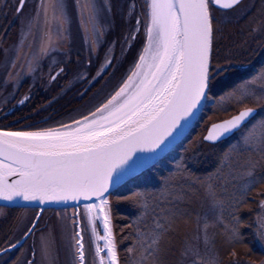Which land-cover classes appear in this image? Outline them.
Returning <instances> with one entry per match:
<instances>
[{
    "label": "snow or ice",
    "instance_id": "1",
    "mask_svg": "<svg viewBox=\"0 0 264 264\" xmlns=\"http://www.w3.org/2000/svg\"><path fill=\"white\" fill-rule=\"evenodd\" d=\"M10 15L20 27L10 42L0 26V218L25 213L0 233V264H223L217 242L233 256L247 247L241 213L253 207L264 246V62L241 59L264 49V0H0ZM229 26L243 38L224 52ZM69 75L81 100L100 85L94 103L54 124L10 119L38 84ZM209 107L224 118L200 143L235 142L201 175L206 153L190 137ZM201 194L211 217L195 211Z\"/></svg>",
    "mask_w": 264,
    "mask_h": 264
},
{
    "label": "trees",
    "instance_id": "2",
    "mask_svg": "<svg viewBox=\"0 0 264 264\" xmlns=\"http://www.w3.org/2000/svg\"><path fill=\"white\" fill-rule=\"evenodd\" d=\"M17 25H18L17 23H14V19L11 15L8 17L0 16V26L7 27L9 29L8 34H9L10 39H12L15 36L14 32H16ZM245 58L248 60L247 57ZM76 91L77 89L74 88V91L72 90V92L68 93L69 95L67 94L64 99L56 102L54 105H52L47 110L40 109L41 107L45 106L44 100L46 99L45 98L46 95L40 92L38 95H36V97L32 98L31 102H29L28 104H26L25 106L21 108H16L15 116H10V119L15 120L17 117L24 116L27 118V122L35 123V122H41L42 120L47 118L49 119L48 121L50 124H54L56 121L67 119L70 114L78 115L79 111L82 110L85 105L89 104L90 96L88 95L86 99L81 100L78 98ZM71 96L72 98H70ZM34 108L36 109V111H33ZM213 111L214 110L211 107L208 108L207 110L208 115L205 116L204 120H202L195 127L194 131L191 134L190 139H197V137L205 135L212 121L219 120V118L223 117L222 115H213ZM208 116H212V120H209ZM21 123H24V121H21ZM230 143H234V140L227 141L215 147L208 145V148L213 150V152L211 154L201 157V159L204 161V164L202 165V167L198 169V173L201 175H204V174H207V172L210 169L215 170L214 165L217 163V158L223 154L222 152H226L228 150V148L230 147ZM226 172H227V168H225L224 172L221 173V177L219 181L217 182L218 189L221 190L223 193L222 195H227V192L225 191V189L230 190V185L228 184V178L226 176L227 174ZM250 203L255 205V203L251 200H250ZM194 208H195V205H194ZM256 209H257L256 207H253L251 211L245 209L241 213L242 219L246 222V226L243 228V231L245 235L248 237L247 245L252 247L254 256L259 255V251L257 248L258 241L255 239V236H254V222H255V213H256L255 210ZM5 211H7L8 213L6 214V219L0 222V233L7 231L8 228L12 225L14 217L18 216L20 213V210H14V209H9V210L7 209ZM115 212L120 217H128L129 213L131 212V209L126 204H119L115 206ZM123 222L124 221L122 220L114 221V223H123ZM218 247H219V244H218ZM242 247L237 246L236 248H239V250H241ZM226 249H224L223 252H221V254H222V258H224L227 261L228 260L227 257L232 255L233 249L230 253H229V249L228 250ZM234 251L236 254H238L235 249ZM239 255L242 256L241 252ZM239 255H238L237 260H241L239 261V264H240L242 262V259H240L241 257H239Z\"/></svg>",
    "mask_w": 264,
    "mask_h": 264
},
{
    "label": "rangeland",
    "instance_id": "3",
    "mask_svg": "<svg viewBox=\"0 0 264 264\" xmlns=\"http://www.w3.org/2000/svg\"><path fill=\"white\" fill-rule=\"evenodd\" d=\"M137 2H141V0H137ZM251 3H256L258 4L259 3V0H249L246 5L248 4H251ZM17 23V29H16V32H14V37L12 39H10V42H15L16 39H17V33L19 31V27H20V22L19 20H15L14 23ZM243 38V37H242ZM251 47L254 48L256 51H259L261 48L257 46V44L253 43L251 44ZM237 51H239V49H237ZM262 54V57L260 60H262L260 62L259 58L258 57H251L250 58L248 57V60H250L252 62V64H255L257 66L260 65V63L264 62V53H261ZM244 55L247 56V54L245 53ZM248 55H251V54H248ZM2 57H0V62H2ZM118 78V77H117ZM68 81H71V84L68 83ZM113 83H115V81H113ZM85 87L84 84H82L81 82H79L74 75H69L68 77H66L64 80H59V82H53L50 86H48L47 88L43 87V86H40L39 84L37 85L36 88L33 89V97H36V95H38L40 92H42L45 96V100H44V103H45V106L41 107L40 109L42 110H47L48 108H50L52 105H54L56 102L58 101H61L62 99L65 98V96L68 94V93H71L72 90L74 91V88L77 89L76 93H77V96L78 98L80 99V96H79V92L83 91V88ZM109 87H111V85H109ZM100 88V85H97V88L96 89H93V92L89 94L90 96V101H89V104L91 103H94L93 101V96L95 95L96 91ZM27 91V87L23 88L21 91H20V96H22L25 92ZM75 94V93H74ZM69 95V94H68ZM74 96V95H73ZM72 98V96L70 97ZM19 107V106H18ZM22 107V106H21ZM15 110V109H14ZM224 117L222 118H219V119H223ZM49 120V119H47ZM42 121H45L42 120ZM49 122V121H48ZM206 134V133H205ZM204 136V135H203ZM203 136H199L197 137L196 142L199 144V150L200 151H203L204 153H206V155L208 154H211L213 152V150H211L210 148H208V145L204 142V143H200V140ZM235 142V141H234ZM221 145V144H220ZM219 146V145H218ZM224 153V152H222ZM228 173V169H227V172ZM227 176V174H226ZM228 178V177H227ZM221 195L223 194L221 190H219ZM225 192V191H224ZM7 210V209H5ZM9 210V209H8ZM195 211L197 213H199L201 216L205 215V214H208L209 217H211L212 215V208H211V204H210V201L203 195L201 194V197L199 200L196 201L195 203ZM34 212L35 210H27L26 211V215L27 216H32L34 215ZM5 213L7 214L8 212L5 211ZM22 213H25V210H20V214ZM68 216H71V210H69V212L67 213ZM6 219V216L5 217H2L0 218V222L1 221H4ZM43 223L44 224H47L53 228L57 227V225L60 223V221L58 220L55 212H52V211H48L44 214V220H43ZM256 225V216H255V222H254V226ZM213 229H209V231H212ZM189 232H195L196 231V225L195 223H193L192 225H190L189 229H188ZM258 241V240H257ZM31 243V241L29 242ZM218 244H219V247H218ZM218 244H217V250L219 251L220 255L222 256L221 252H223L224 249L228 248L229 249V253L232 251V249H230L229 247L227 246H224L222 242L218 241ZM258 245L259 246H262L261 242L258 241ZM224 246V247H222ZM242 247V246H241ZM264 248V246H262ZM226 249V250H228ZM236 252L238 254H236L235 256L231 255L228 258V260L226 261L224 258H223V264H233V262L237 261L238 259V255L239 257H241L240 259H242V262L240 264H259V262L262 260L261 256L258 255V256H254V252H253V249L252 247L248 246L245 247L243 246L241 248V250H239V248H235ZM243 252V253H242ZM238 261H241V260H238ZM246 261V262H244Z\"/></svg>",
    "mask_w": 264,
    "mask_h": 264
},
{
    "label": "flooded vegetation",
    "instance_id": "4",
    "mask_svg": "<svg viewBox=\"0 0 264 264\" xmlns=\"http://www.w3.org/2000/svg\"><path fill=\"white\" fill-rule=\"evenodd\" d=\"M249 0H246L245 3H247ZM15 21V20H14ZM16 23V22H15ZM226 34L228 35V38L226 40H221L220 41V44H221V48L224 52H227L228 50V47H234L235 44L237 43H240L242 41V35L239 33V30L236 29L235 27L233 26H229L228 29H226ZM261 53H264V49H260L259 51H256V55H253L254 57H260L259 60L261 59L262 57V54ZM246 55L242 56L241 59H244L245 57H253L252 55H248L249 53H246ZM262 60H260L261 62ZM254 203H256L255 201H253ZM256 213H255V216L257 215L259 209L257 208L256 210ZM258 248V251H259V255L261 256L262 260H264V248L262 246H257ZM261 260V261H262ZM261 261L259 262V264H261Z\"/></svg>",
    "mask_w": 264,
    "mask_h": 264
},
{
    "label": "water",
    "instance_id": "5",
    "mask_svg": "<svg viewBox=\"0 0 264 264\" xmlns=\"http://www.w3.org/2000/svg\"><path fill=\"white\" fill-rule=\"evenodd\" d=\"M195 128V127H194ZM194 128L191 130V133H192V131L194 130ZM206 135H207V133H206ZM226 142V141H225ZM206 144H208L207 142H205ZM224 143V142H223ZM220 144H222V143H220ZM209 145V144H208ZM0 207H4V203L3 202H0ZM5 209H9V208H5ZM11 209H16V210H25V209H23V208H19V207H17V208H11ZM30 210H34V209H30Z\"/></svg>",
    "mask_w": 264,
    "mask_h": 264
}]
</instances>
